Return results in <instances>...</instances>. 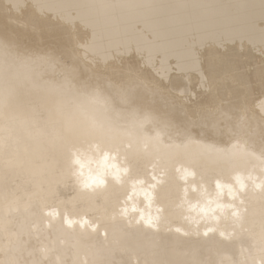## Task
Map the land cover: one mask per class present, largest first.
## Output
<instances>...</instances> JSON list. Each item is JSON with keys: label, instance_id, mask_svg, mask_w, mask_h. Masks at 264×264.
Returning a JSON list of instances; mask_svg holds the SVG:
<instances>
[{"label": "bare ground", "instance_id": "bare-ground-1", "mask_svg": "<svg viewBox=\"0 0 264 264\" xmlns=\"http://www.w3.org/2000/svg\"><path fill=\"white\" fill-rule=\"evenodd\" d=\"M0 264H264V0H0Z\"/></svg>", "mask_w": 264, "mask_h": 264}]
</instances>
